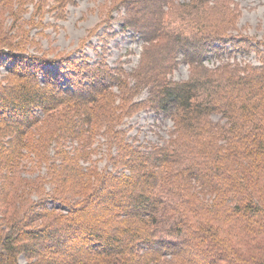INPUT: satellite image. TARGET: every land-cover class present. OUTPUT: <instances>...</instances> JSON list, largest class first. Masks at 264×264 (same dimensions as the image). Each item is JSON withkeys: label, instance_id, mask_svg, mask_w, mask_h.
I'll list each match as a JSON object with an SVG mask.
<instances>
[{"label": "trees", "instance_id": "16d2710c", "mask_svg": "<svg viewBox=\"0 0 264 264\" xmlns=\"http://www.w3.org/2000/svg\"><path fill=\"white\" fill-rule=\"evenodd\" d=\"M108 1L101 35L141 40L130 70L52 44L74 0H0V264H264V38L228 33L234 0ZM140 110L171 119L162 143L122 128Z\"/></svg>", "mask_w": 264, "mask_h": 264}, {"label": "rangeland", "instance_id": "374dc122", "mask_svg": "<svg viewBox=\"0 0 264 264\" xmlns=\"http://www.w3.org/2000/svg\"><path fill=\"white\" fill-rule=\"evenodd\" d=\"M236 2V9L239 10V15L234 23V28L229 30V34L235 35L241 33L249 37H254L258 40L264 38V0H234ZM108 0H74L73 4L66 6L67 14L65 19L56 20L57 28L52 26L46 27L45 31L49 34L52 44L57 47L58 50L71 52L70 58H79L77 47L83 43V52L90 57H94L95 52H101V46L104 44L106 51V61L111 65H116L119 61L124 62V67L130 70L136 65L139 52L141 49V40L134 37L130 30L126 32H120L117 23L111 20L107 26L108 32L112 31L111 36L101 35L103 27L100 25V20L105 12L104 3ZM99 23V24H98ZM98 24V31L96 34H89V32ZM87 42L90 45H87ZM44 47H47V40L42 39ZM216 45H221L216 42ZM225 46L228 51L231 52L238 50L237 47L233 48V45L228 41ZM236 49V50H235ZM242 61H250L246 54L233 53L236 59L241 58ZM7 54L3 57L6 58ZM227 57L224 51L221 56H217L214 52L210 51L205 57L204 62L211 66L218 61ZM256 59L258 57L255 55ZM10 61L7 62V65ZM55 70V65H50ZM7 68L6 64H0V74ZM188 76L187 64L181 63L171 73L173 79L181 80ZM66 79L63 80V82ZM143 91L140 97L145 96ZM214 121L219 120V115H212ZM172 126V121L169 117L159 115L150 110H140L134 115L125 119L122 124V128L127 130L129 138L136 137L135 142L143 145H147L151 142L162 143L165 138L168 137V130ZM105 148L102 146L100 154L96 156H103L98 162L100 169H103L106 164L104 157ZM118 199V198H117ZM99 206L97 210L90 211L88 219L90 217L93 220L99 221V229L104 231L107 229L109 214L115 209V204L108 201V196L100 197L94 203ZM104 211H108L104 214ZM89 222V221H88ZM90 223V222H89ZM20 264H26V259L22 256L19 257ZM29 264V263H28Z\"/></svg>", "mask_w": 264, "mask_h": 264}]
</instances>
